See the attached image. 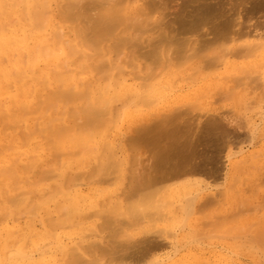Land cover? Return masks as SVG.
I'll use <instances>...</instances> for the list:
<instances>
[{
  "label": "rangeland",
  "instance_id": "1",
  "mask_svg": "<svg viewBox=\"0 0 264 264\" xmlns=\"http://www.w3.org/2000/svg\"><path fill=\"white\" fill-rule=\"evenodd\" d=\"M17 1L18 0H0V2H1L0 3V26L4 25L3 28L0 27V28H2L0 30V44H2V46H0V67L6 68L7 71L11 67L12 69H10V70H12V73H11V71L10 72L8 71V75L11 76V74L14 73L13 69H15V71H19L18 67H22L20 64H18V62L23 61V65L26 66V64L28 65L29 63L31 64V62H34L32 59H33V56L35 57V55H36V59H35L36 64H34L35 62L33 63V66H35V67H33V66L31 67V65L28 66L29 69L31 67V72H28V70L25 71V75H27L28 77L22 78V76L21 77L19 76L21 78V80H18V77H17L18 75L15 74L16 72L12 75L14 77V79L17 77V80L15 79L16 83H18L17 85L14 84L15 82H11V80H10V83H11L10 84L7 80L5 81L3 79L2 75H0V77H2V78H0V99H2V102H0L1 103L0 108L1 107L3 108L0 110H3V112H5L6 115H7V113L9 114L7 116L4 114L6 116V118H3L4 116H2L0 118V153L3 152L1 150H3L5 147H8L7 144L10 141L11 142L9 145L12 146V148L15 146L13 148L14 151L13 150L9 151L10 148L9 149L5 148L7 150L6 154L2 153V155L0 156V169H2V170L4 169L5 166L10 167L9 165H12L11 162L14 163L15 160L19 161V163H25V164L27 163L26 165L29 166L31 159L29 157L27 158V156H25V153L29 149H31V148L35 149L36 148L35 152L33 153V154H36L38 151H40L41 148H45V145L49 146V143L51 141V140L49 141V139H53L52 141L54 142V140H55V142H56L57 140L54 138H56V137L59 138L58 133L53 134L52 130H51V131H49L51 134L48 133L51 136L49 135L48 139L45 138V139L41 140V138L35 137V136H37L36 135V133L38 131V129H37V131L34 134L35 136L32 135V137H31V134H30V137H31L30 140H27V141L25 140L26 142H23L24 144L22 145L21 139H22V141L24 140L23 139L24 134H23L21 128H23V130L25 131L24 133H27L29 126L36 124L37 127L38 126L42 127L41 125H44V122L45 123L46 122L51 123V121H52L51 119L53 117L54 112H55L54 116L56 118L58 116H60L58 118L59 119L61 118V121L59 120L61 123H59V121H57V119L54 118L53 119V121H54L53 125H52V123L51 124L48 123V124H50L48 126L46 123L45 127H48V128L51 127L50 129H52L53 126H55L54 128H56V127L58 128L59 124L61 126V124H65V123L68 124L69 122H70V125H72L74 123V119H72L71 116H69L70 114L68 113V110L73 106H75L73 108H76L77 107L76 105L79 106L82 104V101L76 103V105H75V102L71 101V102H73L71 104V102L69 101V104L66 105L67 107L66 106L63 107V109H64L63 110L61 108L62 103H60V104L57 103V105L55 106L57 108H55L56 110H54V112L51 110L52 108L50 105L51 109L49 111H46V113L49 115L46 114L44 117L42 116L45 113L44 112L45 110L43 111V109H45L47 106L44 105L45 102L43 103L41 101L42 100V96H41L42 94L39 95L37 93L38 90H41L40 84H42V82L38 85L36 84L39 81V79L37 81L33 79L34 70H36L37 67L42 68L41 67L42 61L46 55L49 57V59H48L46 56L47 62H50V61L56 59L57 58L56 53L59 52L58 51L59 48H61L63 46L65 41H67V40L70 41L72 39L71 37H69L70 36L69 35L70 34L69 23L64 22L63 19H65V16L61 15L60 13H59L60 15L58 16L57 11L53 15L51 20L49 21V24H47L45 27L43 24H41V22H42L41 21L40 22V28H39L37 26L39 24L38 20L34 22V23H37V25L33 23V20L27 21V23L24 22V20H23V22L22 21L20 22V19H18L17 16L19 14L20 15L26 14V11L20 10L19 6H18V8L15 7L14 3H16ZM144 1H146V3H147V0H139V1L135 0L134 3H132L133 4L132 10L129 12L130 15L129 14L128 15L131 17V14L134 13L133 10L136 11V9L137 10L139 9L141 11V9L139 7H142V10H144V11L140 12V13H143L144 15L142 14V16H141L140 13H137V14L135 13V15H133L136 18L137 17L139 18L141 16L140 19H137V21L134 18L136 24H137V22L139 24V20H143L144 18H145V20L147 18L146 21L150 20L149 22L151 25L149 24V22H143L145 20L142 21L143 23H148L150 25V29H149V31H147L146 34H144L142 41L143 40L147 41L148 38H145V37L150 38V36H151V38H152L155 35H157L155 37L160 38L162 40V43L160 46L165 51L166 50L167 51L168 50H174L177 48H179V49H186L187 48L189 50L187 52H185V54H188L189 51L191 53L192 46H193V48L195 50L198 48L197 51L199 52V54L201 53L200 50H203L205 48L203 50L204 55H206L208 53V56H210L216 48L221 47L223 45L222 44L223 40L227 41L229 38V35L231 36L234 33L239 34V35L245 31H246V34L250 33L249 36L251 38L250 39L248 38L249 42H248V44H246L247 46H249L251 43H257L256 41L260 37L262 40L264 38V0H177V2H176V0H156L154 2V4L151 6H147V5L144 6L143 4H141V2L144 3ZM138 2H140V3H138ZM243 3H245V5ZM11 4L14 5L15 9L8 11ZM11 7H12V5H11ZM150 7H151V9H150ZM4 9H6V10L4 11ZM2 11H4V13H2ZM136 12H138V11H136ZM96 13L92 12L90 14L92 15V17H94L93 14L98 15ZM66 15H68V14H66ZM237 15H238V17H236ZM73 17L74 16H71V17L66 18V19L71 20ZM234 17H235V19H234ZM14 18L16 19L15 22H17L18 24L17 23L14 24L13 22H11L13 24L10 26L11 23L9 22V20L13 21ZM24 19H26V18L24 17ZM134 19H133V21H132V19H130L132 21V23H134ZM236 19H238L239 21ZM247 20H248V22H247ZM8 22H9V27L8 26L6 27ZM142 22H141V24H142ZM154 22H155V24L157 23V25H155ZM128 24H130V23H128ZM148 24H146V25H148ZM34 25L38 27L39 31L37 29L35 31L36 27ZM41 25H43V26H41ZM54 25H57V26H54ZM64 26H66V27H64ZM56 27H58L64 33L62 35V40H60L59 43H56L54 41L52 43L51 42L52 37H53L52 35H53L54 31H57ZM60 27L64 28V30ZM203 27L205 30L202 29ZM4 28H5V30H7V31L10 30V31L9 32L6 31L7 32L6 33L3 30ZM32 28L34 29V31L32 30ZM42 28H43V30H42ZM202 30H204V31H202ZM236 30H237V32H236ZM29 31H32V34ZM120 31H123L121 33L122 37L123 36L126 37L128 35H131L134 32V30L129 31V28L128 29L120 28L116 33H120ZM257 31H259L261 34L258 35L259 32H257ZM125 32H126V35H124ZM148 32H150V33H148ZM254 32H255V34H252ZM15 33H17V34H15ZM28 33H30L31 35H29ZM192 36L194 38H192ZM208 36H210V37H208ZM13 37H15V38L12 39ZM86 38H90V36L87 35ZM151 38H150V40H151ZM255 38H257V39H255ZM186 39H187V43H186ZM261 39L260 40L258 39V41L260 42ZM219 40H221L222 42ZM142 41H141V43H142ZM194 41H196V42H194ZM216 41H217V44H216ZM11 42H13L12 45H11ZM149 42H151V41H149ZM45 43L47 44L48 50H47V48L45 49L47 51H43L45 47H42V46ZM145 43H147V42H145ZM238 43H235V45L238 44L236 46H239L240 42H238ZM52 44H54V45H52ZM241 44L245 45V41L244 42L242 41ZM36 45L38 46V48L36 47ZM55 45H57V46H55ZM169 46H170V48H169ZM232 46H234V45H232ZM207 47H208V49L210 47V49L208 50L207 53H205V50L207 51ZM61 49L63 50V54H61V56L58 59L60 61L62 59L66 60L64 71L67 70V72H68L72 69H75L73 67L74 61H70L66 58V56H67L66 54H68V52H67L68 49L67 48L65 49L64 47ZM35 50H37V52ZM45 52H48V54H46ZM49 52H50V54H49ZM124 52H126V51H124ZM23 54H25V55H23ZM43 54H45V55L42 58L41 56H43ZM52 54H54V56H52ZM13 55H15V56H13ZM124 55L125 54H122L120 56L121 59L124 58ZM204 55H202V56H204ZM260 55H261V57L258 56L256 59L252 58V60H256V62H260V61L264 62V59H263L264 54L262 53ZM22 56H24V58ZM51 56H52V58H51ZM208 56H206L204 58H207ZM53 57H56V58H53ZM1 58H2V60H1ZM194 58H195L194 60L185 64L184 66H181V68H178L176 70L174 76L173 77L171 76L172 81L168 80L170 78V77H168L169 75L168 76H164L162 74H161L162 76L160 75L159 79L161 78L162 80L160 79L161 82L159 81L158 82L159 84L166 85V83H171L170 85L169 84L166 85V90L170 86L173 88V85H174V87H175V90L172 89L170 91V93H169L170 95L168 96L169 98L167 97L168 100H165L164 101L165 103L159 101V103L157 105L158 109L155 107L154 109L152 108V109L148 110L147 108H142L141 104L133 106V108H130L129 111L125 109L126 111H124V113H123L124 115L122 114L123 121L120 122V124H119L120 129L117 128L118 130L116 131V133L118 134L120 139H122L120 141V145L124 149L126 144H125V140H123V138L125 139L126 136L127 137L131 136V132L129 130L132 127H136L137 125L139 126L138 123L146 121V120H144V118L145 119H147V118L151 119L152 116L149 115L150 112L152 113V115L154 114L153 112H155V111L156 112L158 111L159 114H162L163 112H166L163 114H167L169 112L175 111L176 110L175 107L183 109L182 105L187 104V102H188V104H190L189 102H191L194 99V97H195V99L192 102H195L196 100L202 102L204 109L201 108V110H199V112H196V111L191 112L189 115L186 114L185 116L176 118L170 122H167L164 125H160V124L157 126L153 125L149 131L143 133L141 136H136L135 139L130 141V144H129L130 146L128 147V151H129L128 153L129 154L132 153L131 155L136 156V157H137L136 154L139 155L137 158L140 159V161L142 163L141 165H143V170H145L143 172V176H144L143 179L144 180L149 179L150 181H154L156 186H158V187L161 186L163 188V191L159 196V198L161 197V201L159 199L160 203L159 202L157 203V204H159L158 208H160V204L162 206H161V209H159L160 211L156 210V213H157L156 216L160 214L159 217H157L155 219V217H154L155 215H153V218H152V215H151V217L148 216V218L144 220L145 222L143 221V223L141 224L142 226L138 225L139 227L136 228L135 230H133L129 227L127 229L126 228L127 225L124 228V226H122V225H124L123 223H122V225L117 224L119 226L118 231L121 230L120 231L121 233L118 231L116 232L117 235H119V233L122 234L123 232H125L124 230H126V229H127L126 232L128 231L127 235H130L132 233L131 234L132 236L130 235L128 238L126 236V233L125 234L123 233L124 237H126L127 239L123 237V239H122L123 241L121 243L115 242L116 239L112 238L111 237L112 235L110 236L111 232H109V235H107V237H106V233H107L106 231H105L106 233L105 232L101 233L100 236H98L99 234L95 235L97 233H94V235H93V232H94L93 228L97 226L95 224H97L99 222L101 224L102 220H100V217L95 214L96 211L94 212V214L93 213L91 214L89 211L92 212L94 210H98L99 207L94 206L95 202L96 201H99V202L103 201L105 198H108L107 196H109L110 193H111V195L109 197H111V200H110L111 203L109 200H108L109 202L107 201L106 203H110L109 206H111V204L113 205V202L115 201V199L112 200L113 197L115 198V196H113V195L116 194V196H118L117 194H120L119 191L121 190V186H120V183H116V184L112 183V185L110 186V183L112 181L110 183L105 182L108 184L100 183V185H99V183L97 184V183L93 182L94 180L97 181L96 178H93L94 180L92 179V183L90 182L91 180H89V182H90L89 184H88V182H87V184H86V182H82V184H85V185L81 184L82 185L81 189L83 190L82 194H84V195L88 194L91 197H96V200L93 203H91L90 206L87 205L86 207H84V212H83V216L85 218L84 227L86 226L87 229H85L83 233L78 232L74 236V240L69 239L67 237H62V242H64V245H66V246L68 245V247H71L72 245L73 246L76 245L75 243L78 242V239L80 240L78 242L79 244L80 243L81 244L82 243H85V244L96 243V241H97L101 245L100 246L98 243H96L101 248L100 249L101 251H99V253H95L93 255L92 254L88 255V257L86 259H89V258H91V259H89L87 261L94 260L92 258L96 257V258H98V261L101 264H106V263H108V264H116V263L117 264H122V263L123 264H126V263H128V264H141L145 261L144 259H146L147 257H149V255L154 253L150 249V246L152 244H157V243L159 244V243L164 242L163 244L166 243L167 247L162 246V249L156 250V253H155L159 259H162L164 261L163 264H199V263L200 264H202V263L203 264H226V262H227V264H264V240H263L264 239V234H263L264 232L263 233L261 232L262 229L264 230V196H263L264 195V88H262V89L261 88L260 89L255 88L256 90L251 91L250 88L242 86L241 88H244V89H241L237 85V88H235V91H236L235 96H236L237 100L234 99L235 96L233 98L222 97L221 93H219L218 91L223 92V90H227V89L229 90V88H230L229 85L232 87L234 85L233 84L234 82H231L233 85L230 84V82H229V81H232L231 80L232 78L230 77L232 75H229V74L234 73V71H232V70L230 72V69H232V67L225 66L223 68H219V70L214 71V74H213L214 76L211 74V76L208 77L207 75H209V74H207L206 76H204V78L202 77L203 80H201L202 78H200V76H203V75H205V73H209V72H206L205 69H204L205 72L202 71V69H201V71H198L199 70L198 67L200 66V64L197 65V63H200L202 61L199 62V59L195 56H194ZM3 59H5L6 63L3 61ZM235 59L234 58L230 59L232 61V64H234L233 67H236L235 64L238 67L242 65L241 69H243V66L245 67L246 64H249V63H251L250 61H252L250 58H245V59L242 58V59H238V60H237V58H235ZM128 60L130 61V59H128ZM203 60H205V59H203ZM2 61L5 63V65H3L4 63ZM67 61H70V62H67ZM129 61H128V63H129ZM180 62H182V60H178V62L176 61L177 64H179ZM195 62H196V66L192 65ZM235 62H237L239 65ZM189 65H191V67ZM196 68L198 69L197 71H198L199 75H198V73H194L196 71ZM221 69H222V71H221ZM225 69H226V71H225ZM24 70H26V69H23V71ZM186 70L190 73L192 72L191 74H193V73L197 74L194 76V78L199 77L198 80H201L202 82L196 81V79H194L192 76H189L190 78H192V80L186 76L190 80H187L185 77L184 78V79H186L185 82L181 81L178 83L176 79L179 77L178 78V80H179V79L184 77L183 76L184 74L187 75L188 72L186 73ZM263 70L261 71L260 74L262 76L261 80L264 83V71ZM181 71H182V73H184L182 76H180L182 74ZM78 72H80V71L74 70V72L72 74L75 75ZM136 72H137V70H135V73ZM227 72H229V73H227ZM190 73H189V75H191ZM200 74H203V75H200ZM21 75H23V74H21ZM227 75L229 76V79H228ZM220 76H222V78H224V80L225 79L226 80L224 81L223 79H221ZM45 78L47 79L45 84H49L48 78L47 77H45ZM208 78H209V82H207ZM135 79H137V78H135ZM214 79H216V80H214ZM40 80L44 81L43 78H41ZM89 80L90 79H88V81H86V82L89 83L90 82ZM134 80L129 81V84H131L132 88L136 92L141 93L140 88H137L139 85V82H138L139 80L138 81L137 80L134 81ZM210 80H211L212 84L210 83ZM174 81H176L178 83V85L176 82H175V84H173ZM203 82H205V83H203ZM218 82H220V83L223 82L224 85L226 84V86L224 87L223 83H222L221 84L222 87L220 86L221 89L219 88L220 89L219 90L218 85H220V83H218ZM28 83L31 84L30 86H33L32 90L30 89V92H32L29 94L30 97H26V95H25L23 98H21L22 100L20 99L21 101L18 100L19 91H21L20 92L21 94H24V92L22 90L23 85L28 84ZM103 83H104V81H103ZM136 83H137V85H136ZM5 84H6V86H5ZM206 84H207V86H205ZM7 85L8 86L10 85L9 86L10 89H9V87L6 88ZM101 85H102V80L98 84L99 88L101 87ZM176 85H177V87H176ZM187 86H189V87H187ZM232 87H231V89H232ZM5 89H7V90H5ZM73 89L77 90L76 88H73ZM239 89H241L240 92H239ZM10 90H12V91H10ZM194 90H195V92H194ZM197 90H200V91H197ZM216 91L218 94H215ZM198 92H199V94H198ZM177 94L178 95L181 94V95H179L180 97ZM38 95L40 96L39 100L41 103H43V105L41 103H39L40 104L39 107L42 105L40 107V110L36 114H34V112H33V116H32V114H30V113L32 112V110L33 111L36 110V108H34V107H36L35 103H37L36 101H38L37 100ZM171 95L172 96L174 95L173 97L174 98L177 97V99L176 98L174 99ZM162 96L160 98H162ZM182 96H184V97H182ZM199 96H201V97H199ZM217 97H219V98H217ZM220 97H222V98L220 99ZM242 97H244V98H242ZM4 98H6V100L3 101ZM160 98H159V100H162ZM27 99H30V100L28 101ZM214 99H215V101L216 100L217 101L215 102ZM218 99H220V100L218 101ZM18 101L21 102V105L23 103L24 104L27 103V106H25V108L27 107V109H26L27 111L23 108L24 107V104H23L22 108L24 109V111H22V108H20L19 112L20 111L21 112L20 113L16 112V113H14L15 116H13L14 114L12 115L10 112H13L14 108H15V110H18V108L20 106L18 104L17 105L18 107L17 106L15 107V106H11V104L14 102L18 103ZM176 101H178V102H176ZM118 103H119V101L117 102V104ZM46 105H48V104H46ZM11 107H13V108H11ZM10 108H11V110H10ZM30 108H31V112L29 113L28 111L30 110ZM135 108H136V110H135ZM46 110H47V108H46ZM61 110H63V111H61ZM141 110L143 112L145 111V114L147 115L146 117H145V115H142V116L140 115L141 118L138 116L142 121H140V120L133 121L134 123L133 122H131V123L127 122V119L125 117L128 115L129 112L133 115L134 113L135 114L139 113ZM25 111H26V114L28 112V116L26 115L25 116L26 118H24L23 122H22V121H20V120H22L21 119L22 118L21 113L23 115V112H25ZM228 111H231L232 114L236 113L239 116H243L244 119H246L245 127L242 126L244 128H242V129H241V127L239 128V124H238L239 122L237 123L235 121L237 118L235 116H237V115L232 116V114L230 113L232 116V122H233V118L235 121L231 125V122H228V121H231L229 119L231 116H230ZM52 112H53V114H52ZM61 112H63V113L65 112L63 114L65 117L63 115H60ZM146 112L147 113L149 112V113L147 114ZM0 113H2V112H0ZM40 113H42V115ZM18 114L20 116H18ZM191 114H193V115H191ZM206 114H207V116H206ZM0 116H1V114H0ZM10 116H13L14 118L17 116L16 117L17 120L21 117L20 120H18V121H20V122H18V125H19L18 127L20 128L22 125L23 126L20 128L21 129L20 130L16 125L17 128L15 129V131H13L14 133H11V131H12L11 129H10L11 130L10 131V130L5 128L6 130H3V131H5V132H3L4 133L3 134L2 133V129H4V128H2L4 125V124H2L3 122L4 123L7 122L8 125L13 126L12 124H10V121L12 122V119H11L12 117H10ZM39 116L41 119L37 118ZM46 116H48L49 118ZM62 117H64V118H62ZM32 118L34 121L30 120ZM5 119H6V121H5ZM35 119H38V120L36 121ZM17 120H16V122H17ZM29 120L32 122L27 123ZM55 120H56V122H55ZM180 120H182V121L179 122ZM196 120H197V122H196ZM223 121H225V122H223ZM13 122H14V120H13ZM71 122H72V124H71ZM30 123H31V125H30ZM128 123L130 124L129 126H128ZM236 123H237L238 127H236L237 126ZM28 124H29V126H28ZM115 124H116V122H115ZM5 126L7 127L6 124H5ZM14 126H15V124H14ZM36 126H32V127H34L36 129L37 128ZM126 126H128V127H126ZM45 127L43 126V128H45ZM8 128H10V127H8ZM25 128H27V130H25ZM238 128H239V130H238ZM35 129L30 128V130L33 133H34ZM218 129H220V130H218ZM30 130H29V132H31ZM19 131H20V133H19ZM246 133L248 134V137H247ZM9 134H10V136H9ZM55 134H57L58 136ZM4 136L6 137V139L4 138ZM52 136L54 138H51ZM122 136H123V138H121ZM72 137H74V136H72ZM71 138L69 140H72ZM247 138L248 139L250 138L249 141L247 140ZM4 139H5V141H4ZM18 139H19V141H18ZM25 139H27V138H25ZM32 139H34V141H32ZM46 140H48V141L46 142ZM69 140H68V142H66L64 144L63 143L60 144L62 146V148L64 146V149H66V147L70 144ZM2 144L6 145V146L3 148ZM38 144H39V146H38ZM73 144H74V142L73 143L71 142L72 146L69 145V147H67V148H68V150L70 149L69 151L75 152V151H77L76 149H77L78 145L73 147L77 143H75L74 145ZM21 147L22 148L24 147L25 149L24 148L22 149ZM123 149H122V151L124 153L125 150H123ZM239 149L242 150L241 151L242 153H237V151H239ZM17 152H18V154H17ZM145 152H147V153H145ZM19 153H23V154H21L22 156H19ZM96 153L97 154H95V152H94L93 155L95 154L97 156V155L101 154L99 151ZM17 157H18V159H17ZM69 158L76 161V158L72 157V155L68 156V160H66V155H65V161H64V157H57V159L54 162H52V166L55 167L53 165V163H55L56 161H59V166L61 164H63L62 161H64V164H65V162L66 163L68 162L69 165L65 166L66 165L65 164L64 166L68 167L67 170L70 171V174L74 173L73 171L76 168L74 170H73V168L76 167L77 164L82 166V168L85 166L84 162H82L81 159L80 160L78 159L79 162H77V163L73 162V164H72V162H71L72 160ZM58 159H60L61 161ZM226 159H228V160H226ZM16 161H15V164L17 163ZM145 161H146V163H145ZM93 163H94V165H97V162H93ZM56 164H57V162H56ZM20 165L22 166V164H20ZM18 166L16 165L17 168L15 167L16 170H14L16 172L17 177L14 176V174H12L11 175L12 177L11 178L9 177L11 179V181L8 180L9 178L7 176V173H5V171L0 172V174L2 172L4 173V175H3V173L0 175V182L3 183L2 184L3 188H6L7 185H11L13 187V185L15 184L14 180H17V179H18V181H20V182H18V184L20 186H23V183L26 182L25 181L26 179L28 181L30 180L31 183L33 181L32 178L35 179L33 182L38 181L37 179H39V177H40V176H38L39 171L36 172V171H34V169H32V170L30 169L29 171L22 173V172H19V170H17ZM21 166H19V168ZM56 166H58V164ZM6 167H5V169H7ZM22 168H23V166H22ZM69 168L70 169L72 168V169L70 170ZM9 171H10V173H9ZM9 171H8V175L10 176L12 170L10 169ZM19 173H21V174H19ZM36 174H37V176H36ZM18 175H19V177H18ZM26 175H27V177H25L26 179L23 180L24 176H26ZM175 178H176V180H175ZM185 180H197L199 182L214 185L215 187H220V188H218V190L220 191V189L222 188L221 189L222 193L219 197L221 200L218 199V201H217L218 204L214 203V204H208V206H206L207 204L204 203L205 201L203 198L197 199L198 204L204 203V205H200L201 208L203 206L204 211L202 212L201 210H199V206H197L195 204L194 205L195 211H194L193 215L190 216L191 218L187 217L188 219L186 220V223L184 225L185 227L183 226L184 227L183 228L181 226V224L179 223L181 221L180 216L179 217L177 216L179 214L182 217V211L178 210L179 207H177V206L179 205V200L176 201V199H174V192L176 191V188L178 187L177 183H180V182L185 181ZM21 181H23V183ZM98 182H99V180H98ZM235 182H236V184H234ZM165 183H166V186H165ZM16 184H17V182H16ZM242 184H243V186H242ZM44 185L45 186L42 185L43 189L44 188L46 189V187H48L46 190H44L46 192H47V190L49 191L52 187V184H50V183H45ZM229 185H230V187H229ZM24 186H25V183H24ZM86 186L88 188H90V186H91L92 190L90 189V192H89L87 190L88 188ZM30 187L32 190L34 189L35 192L37 191V188L35 187V185L32 186V184H31ZM100 188L101 189L106 188L105 189L106 191L104 189L101 190ZM112 189H113V191H112ZM6 190L7 189H5L4 191H6ZM12 191H13V189H12ZM104 191H105V193H104ZM171 192L173 193V195L171 194ZM11 194H12V196H14L13 195L14 191ZM15 194H17L16 191H15ZM165 194L168 196L165 197ZM222 194H224V195H222ZM223 197L225 199H223ZM163 199H165L166 201ZM169 201H173V204H170L172 202H169ZM201 201L203 203H201ZM161 202L164 203L165 205L162 204ZM219 202H220V204H219ZM106 203L101 205L103 208L100 207L99 210L100 209L103 210L105 206H106L105 209L107 207L110 208L108 206V204H106ZM27 204L28 203L22 204L20 206V208H18L17 211H21L22 210L21 208L22 207L25 208ZM168 204H170V206ZM262 205H263V207H260ZM195 206L198 208H196ZM244 206H246L245 210H244ZM27 207H28V205H27ZM176 207H177V209H176ZM2 208L3 207L0 208V219L2 221V225L7 226L9 228V230H11V231L17 230L16 227L18 225L20 226V228L25 229L27 226L30 225L29 223L32 222V224L30 226V230H33V234H42V232L44 233L45 226H43L44 224L42 223L43 219L41 218V216L29 217L28 215H25V217L22 216L24 218L19 217V218H17L18 220H16L14 222V220H12L14 218L13 216H11L12 214L8 213L6 215L7 216L6 217L5 214L8 211L5 212L6 209H2ZM108 208L106 210H108ZM174 209H176L175 210L176 213H174ZM197 209H198L199 213L196 212ZM253 209H255V210H253ZM1 210H2V212H1ZM218 211H219V213H218ZM237 211L239 214L237 213ZM177 212H178V214H177ZM3 213H5V214H3ZM23 213H25V212H22V214ZM217 213L219 214L220 217L217 215ZM251 213H252V215H251ZM88 215H92L91 217H88L89 220L86 218ZM94 215L97 217H95ZM221 215H222V218H221ZM176 216L178 217L177 218L178 220L176 219ZM27 217H29V218H27ZM169 217L172 218L173 220L170 219L168 221ZM241 217L243 219H241ZM54 218L55 217H53V219ZM223 218H224V221H222ZM235 218H237V219H235ZM30 219L32 221H30ZM181 219L183 220V217ZM149 220H150V222H149ZM174 220H177L176 221L177 223ZM203 221H204V225H201L203 223ZM38 222H39V224L41 223L40 226H42V227L39 226ZM220 222H222V223H220ZM256 223H257V225H255ZM153 224H154V227H153ZM188 224H189V226H188ZM215 224L216 225L220 224L219 227L217 226L218 228H220V229L217 228L218 231L213 229L214 228L213 225H215ZM216 225H215V227H216ZM250 225H251V227H250ZM121 226L124 229L123 231H122V228H120ZM254 227H256L257 230L259 231V232L256 231V234L257 233L263 234L261 236V238H260V234H258V235L254 234L255 233ZM90 228L92 229V232L90 231ZM119 228H120V230H119ZM170 228H172L171 231H170ZM160 229L162 230V233H159V232H161ZM209 229L213 230V231H210ZM226 229H227V231H226ZM241 229H242V231H241ZM253 229H254V231H252ZM260 229H261V231H260ZM165 230H168L167 231L168 233L165 232ZM174 231H175V233H174ZM236 231H237V233H236ZM23 232L29 234L28 233L29 232L28 227L25 230H23L22 233ZM90 232H91V234L88 235V233H90ZM157 232L159 233V235ZM229 232H232V234ZM25 233H23V234H25ZM112 233H114V232L112 231ZM165 233H167V234H165ZM173 233H174L173 236H175V234H176V238L172 236ZM85 234H87L90 239H86L85 237L87 235H85ZM235 234H237V235H235ZM81 235L82 236L84 235L85 237L83 238V237H81ZM155 237H156V240H155ZM81 238L83 239V241L81 240ZM102 238H104V240ZM154 240H155V242H154ZM157 240H158V242H157ZM159 240H160V242H159ZM245 242H247V245ZM172 245H174V246H172ZM103 246H105V247H103ZM57 253H56V258H58V259L55 258L54 264H62V258L61 257L59 258V256H61V254H60V252H57ZM33 256H34L33 257L34 261L38 260V256L36 254ZM167 257L170 259H168ZM96 258H95V260H96ZM165 258H167L168 261L164 260Z\"/></svg>",
  "mask_w": 264,
  "mask_h": 264
},
{
  "label": "bare ground",
  "instance_id": "2",
  "mask_svg": "<svg viewBox=\"0 0 264 264\" xmlns=\"http://www.w3.org/2000/svg\"><path fill=\"white\" fill-rule=\"evenodd\" d=\"M134 1L135 0H18L16 3L13 2L15 7L18 8V6H19L20 10L26 11V14H21V15L19 14L17 16V18L20 19V22L21 21L23 22V20H24V22L27 23V21L33 20V23H34L35 21L38 20L39 24L38 25H37V23H34V24H36L40 28V22L42 21L43 23L41 22V24H43L45 27L47 24H49V21L51 20V18L53 17V15L57 11L58 12L57 15L59 16L61 14V15L65 16V19H63L64 22L69 23V32H70L69 37H71L72 39L70 41L64 40L65 43L64 42H63L64 44L62 43L63 46L61 48L64 47L65 49L66 48L68 49L67 50L68 54H66L67 55L66 58L70 61H74L73 67L75 69L70 70L71 72L70 71L67 72V70L64 71L66 60L62 59L60 61L58 59L61 56V54H63V50L61 48H59V50L57 49L59 51L58 53H56L57 58L53 57L56 59H54L50 62L46 61L47 58L49 59V57L47 55H46L47 58H46V56L44 57L45 54H43V56H41L42 58L43 57L45 58V59L43 58V61H42V65H41L42 68L37 67L36 70H34L33 79L36 81L39 79V81H38L39 83L38 82L36 83L37 85L42 82V84H40L41 90H38L37 93L39 95L42 94L41 95L42 96L41 101L43 103L45 102L48 105H46L44 103V105L47 106L46 107L47 110H46V108L43 109V111L45 110L44 111L45 113L43 115H42V113H40V114L44 117L47 114L46 111H49L51 108H52L51 110L54 112V110H56L55 108H57V107H55L57 105V103H59V104L62 103V106H61L62 109H63V107H65L66 105L69 104V101L75 102V105H76V103L82 101V104L79 106L76 105L77 109L73 108V107H75V106H73L68 110V113L70 114V115L69 114L68 115L71 116L72 119H74V123L72 124V122H71L72 125H70V122H69L68 124L67 123L61 124V126L59 124L58 128L57 127L54 128L55 126H53L54 129L53 128L50 129L51 127H49V128L45 127L46 123L48 126L51 123H52V125L54 123L53 119L56 117L54 116L55 112H54V114L52 112L53 117L51 119L52 120L51 123L50 122H46V123L44 122V125H41L42 127H39V126L37 127L36 124L32 125V126H36L37 127L36 129L32 126H29V124H28L29 129H28V132L26 131L27 133H24L25 131L23 130V128H21L23 125L20 127L22 129L23 134H24V136H23L24 140L22 141V139H21L22 145L24 144L23 142L30 140V138L32 137V135L35 134L37 129H38V131H37L38 134L36 133L37 136H35V135L34 136L41 138V140L45 139V138L48 139L49 135L51 134L49 131H51V130H52L53 134L58 133L59 138L58 137L54 138L53 137L54 135L52 134L53 136L51 138H54L57 141L55 142V140H54V142H53L52 141L53 139H49V141L50 140L52 141V142L50 141L49 146L45 145V148H41L40 151H38L36 154H33L35 152L36 148L35 149H32V148L29 149L25 153V156H27V158L29 157L31 159L29 166L26 165L27 163L26 164L25 163H19V161L15 160L17 162L16 164L14 161V163L11 162L12 165H9L10 167L5 166L7 169H5V167L3 170L0 169V172L5 171V173H7L8 178L9 177L11 178L12 174H14V176H16V172L14 170H16V168H17L16 165L21 166L20 164H22L23 168H22V166L20 168L18 166L17 170H19V172L25 173V172L29 171L30 169L31 170L34 169V171H36V172L39 171L38 176H40V177H39V179H37L38 177L36 178L38 180L36 182H33L35 179L32 178L33 181L31 183L30 180L28 181L25 178V177H27V175L24 176L23 180L26 179L25 180L26 182H24L25 186H24L23 181H21L23 183V186H20L18 184V182H20V181H18V179L17 180L13 179L15 181L14 182L15 184L14 183H13L14 185L12 184L13 187L11 185H7L6 188H3L2 187L3 183L0 182V208L3 207L2 209H6L5 212L8 211V212H6V214L3 213V214H5V216L8 213L12 214L11 216L14 217L12 219V220H14V222L16 220H18L17 218H19V217L24 218L25 215H28L29 217L41 216V218L43 219V222H42L44 224L43 226H45L44 233L42 232V234H33V230H30V226L32 224V222H31V223H29L30 225L27 226L29 234H27L25 232H23V233H25V234H23L22 231L25 230L27 227L24 229V228H20V226L18 225L16 227L17 230L11 231V230H9V228L7 226L2 225V221L0 219V264H54L57 252H60V254H61V256H59V258L60 257L62 258V264H101V263H99L98 258H96V257L92 258L94 260H91V261H87L91 258L86 259L88 257V255H91V254L93 255V254L99 253V251H101L100 250L101 248L98 246L99 243L97 241H96V243H98V244H96V243H87V244L82 243L81 244L80 243L81 244L80 245L78 243L80 240L78 239V242L75 243L76 245L75 246L72 245L71 247H68V245L67 246L64 245V242H62V237H67L69 239L74 240V236L78 232L83 233L84 230L87 229L86 226L84 227V222H85V218L83 216L84 207H86L87 205L90 206V204L96 200V197H91L88 194L87 195L82 194L83 190L81 188H82V185H85V184H82V182H86V184H87V182H88V184L90 182L92 183L93 178L97 179V181L93 179L94 180L93 182L97 183V184L99 183V185H100V183H105V182L110 183L112 181L110 183V186L112 185V183L113 184L120 183V186H121V190L119 191L120 194H117L118 196H116V194L113 195V196H115V198L114 197L112 198V200L115 199V201L113 202V205L111 204V206H109L111 203V201H110L111 197H109L111 195V193L109 196H107L108 198H105L103 201H100V202L96 201L95 202L94 206H96V207L98 206L100 208V207H102L101 205L105 204L109 200L110 203H106L110 207V208L107 207L108 210H106L107 208L105 209L106 206L104 205L105 210L104 209L99 210V208H98V210H94L92 212L89 211L91 214L92 213L94 214V212L96 211L95 214L100 217V220H102L101 224H100V222L95 224L97 226L93 228L94 229L93 235H94V233H97L95 235L99 234L98 236H100L101 233L106 231L108 233L107 234L105 232L106 237H107V235H109V232H111L110 236L112 235L111 237L116 239L115 242L121 243L123 241L122 239H123L125 233H126L127 238L132 234L131 233L130 235H127L128 231L126 232V230L128 229V227L135 230L136 228L139 227L138 225H141L143 223V221L148 218V216L151 217V215H152V218H153V215H155L154 216L155 219L157 217H159L160 214L156 216V214H157L156 210L160 211L159 209H161V206H162L160 204V208H158L159 204H157V203L158 202L160 203V201H161V197L159 198V196L162 193L163 188L160 185H159L160 187L156 186L154 181H150L149 179H146V180L143 179V177H144L143 172L145 170H143V165H141L142 163H141L140 159L137 158L139 155L135 153L137 155V157H136V156L131 155L132 153L131 154L128 153L129 152L128 147L130 146L129 145L130 141L135 139L136 136H141L143 133L149 131L153 125H156V126L159 124L164 125L167 122H170L176 118L185 116L186 114L189 115L191 112H194V111L199 112V110H201V108L204 109V106L202 105V102H200L198 100H196L195 102H192L195 99V97H194V99L191 102H189L190 104H188V102H187V104H184V105L181 104L183 106V109L175 107V109H176L175 111L169 112L167 114H163L166 112L159 114L158 111L157 112L155 111V112H153L154 114L152 115V113L150 112L149 115L152 116L151 119H148V118L145 119L144 118V120H146V121L138 123L139 126L137 125L136 127H132L129 130L131 132V136H129V137L126 136L125 139L123 138V136L121 137V138H123V140H125L126 145H125L124 149L120 145V141L122 139H120V137L118 136L116 131L118 130L117 128H119L120 122L123 121L122 114L124 113V111H126V110L129 111L130 108H133V106H136L139 104L142 105V108H147L148 110L152 109V108L154 109L155 107L157 108L159 101L164 102L165 100H168L167 97L170 95L169 94L170 91L172 89L175 90V87L173 85V88L170 86L166 90V85L167 84L170 85L171 83H166V85L159 84L158 82L161 79V78L159 79L161 74L164 76L169 75L168 77H170V78L168 80H171V78L174 76L176 70L178 68H181V66H184L185 64L194 60L195 59L194 56H195L199 59V62L200 61H202V62L197 63V65L200 64L199 67L197 66L199 70L196 68V71L195 72L193 71V72L198 73V71H201V69H202V71H204V69H205L206 72H209V73H205V75L200 74V75H203V76H200V78H202V77L204 78V76H206L207 74H209V75H207L208 77L211 76V74L213 75L214 71L219 70V68H223L225 66L232 67V69H230V72L232 70V71H234L235 74L230 73L229 75H232V76H230L232 78V79L230 78L232 81H229V80L228 81L230 82V84H232L231 82H234L233 83L234 85L232 84L233 87L229 85V87H230L229 90L228 89L223 90V92H220L217 90L219 93H221L222 97L233 98L235 96V93H236L235 88H237V85L240 88L242 86L250 88L251 91L256 90V89H260V88L261 89L264 88L263 87L264 83L261 80L262 76L260 74L261 71L264 69V62H262V61L256 62V60H252V58L256 59L258 56L261 57L260 54H262V53L264 54V38H263V40L261 39V37L258 38L259 40L261 39L262 42L261 41L259 42L258 39L255 38V39H257V41H256L257 43H251L253 41L252 40L250 42L252 45L249 43L250 45L247 46L246 44H248V42H249L248 38L249 39L251 38L249 36L250 33L246 34V31L241 33L240 35L234 33L231 36L229 35V38L227 37L228 38L227 41L223 40V42L225 44L221 40H219L222 42L223 45L221 47L216 48L210 56H208V53H207L208 50L210 49V47H209V49L207 47V51L205 50V53H207L206 55H204V53H203L204 52L203 50L205 48L203 50H200L201 53L199 54V52L197 51L198 48L195 50L193 48V46H192L191 53L189 51L188 54H185V52H187L189 50L187 48L186 49L177 48L174 50H168V51L166 50L165 51L160 46L162 43V40L160 38L155 37L157 35H155L152 38L150 36L151 40L149 37H145V38H148L147 41L146 40L142 41L144 34H146L147 31H149L151 24L149 22L150 20L146 21L147 18H146V20H145V18L143 19L145 21L139 20V24H138V22L136 24L135 19L137 21V19H140V17L143 14V13H140V12L144 11V10H142V7H139L141 9V11L139 9L138 10L136 9V11H138V12L133 10L134 13L131 14V17L129 16L130 15L129 12L132 10V5H133L132 3H134ZM155 1L156 0H147V3H146V1H144L145 4L143 2H141V4H143L144 6L145 5L151 6L154 4ZM176 2H177V0H176ZM138 3H140V2H138ZM243 4L245 5V3H243ZM11 5H12V7H11ZM11 5H10V8L8 11L15 9L14 5L13 4H11ZM150 9H151V7H150ZM5 10L6 9H4V11ZM4 11H2V13H4ZM92 12H94V13L97 12L96 14H98V15L93 14L94 17H92V15L90 14ZM135 13L136 14L140 13L141 16L139 18L138 17L136 18L135 16H133V15H135ZM66 14H68L69 16ZM71 16H74L71 20L66 19V18H69ZM24 17L26 19H24ZM236 17H238V15ZM129 18L132 19V21L135 18L134 23H132V21ZM234 19H235V17H234ZM238 19H236V20H238ZM15 20L16 19L14 18L13 21L9 20V22L10 23L13 22L14 24H16L17 22H15ZM142 21L143 22H149L150 25L148 23H143ZM9 22L7 23L6 27L7 26L9 27ZM141 22H142V24H141ZM247 22H248V20H247ZM13 23H11L10 26ZM128 23H130V24H128ZM146 24H148V25H146ZM154 24H155V22H154ZM43 25H41V26H43ZM155 25H157V23ZM37 26H35L36 28L34 27L35 31H36V29L38 30ZM54 26H57V25H54ZM0 27L3 28L4 25L3 26L1 25ZM64 27H66V26H64ZM2 28H0V30ZM43 28H42V30H43ZM60 28H62V27H60ZM120 28H126V29L129 28V31L134 30V32L131 35L127 34L128 36L122 37L121 33L123 31H120V33H116ZM62 29L64 30V28H62ZM202 29H204V27ZM3 30L5 32L7 31V30H5V28ZM32 30L34 31L33 28H32ZM56 30L58 32L54 31V33L52 35L53 37L51 40L52 43H53V41L56 43H59V41L62 40V35L64 32L62 30H60L58 27H56ZM204 30H202V31H204ZM9 31H7V32H9ZM29 32L32 34V31H29ZM236 32H237V30H236ZM257 32H259V31H257ZM30 33H28V34L31 35ZM148 33H150V32H148ZM15 34H17V33H15ZM252 34H255V32ZM259 34H261V33L259 32L258 35ZM87 35L90 36V38H86ZM124 35H126V32ZM208 37H210V36H208ZM14 38L15 37H13L12 39H14ZM192 38H194V37L192 36ZM187 39H186V43H187ZM148 40L151 42H149ZM141 41L143 44L141 43ZM242 41L243 42L245 41V45L241 44ZM145 42H147L148 44ZM194 42H196V41H194ZM238 42H240V45L236 46L239 44ZM12 43L13 42H11V45H12ZM235 43H238V44L235 45ZM45 44L42 46V47H45L43 51L48 50L47 44L46 45ZM144 44L145 45L147 44V45L145 46ZM216 44H217V41H216ZM52 45H54V44H52ZM232 45H234V46H232ZM0 46H2V44H0ZM55 46H57V45H55ZM36 47L38 48L37 45H36ZM46 48H47V50H45ZM169 48H170V46H169ZM35 51L37 52V50H35ZM124 51H126L128 54ZM45 53L48 54V52H45ZM49 54H50V52H49ZM122 54H125L123 59H121V57H120ZM23 55H25V54H23ZM202 55H204V56H202ZM13 56H15V55H13ZM52 56H54V54H52ZM52 56H51V58H52ZM206 56H208V57L204 58ZM22 57L24 58V56H22ZM202 58L205 60H203ZM231 58L232 59L237 58V60L242 59V58H244V59L250 58L252 61H250L251 63L246 64L245 67L243 66V69H241L242 65L238 67L235 64L236 67H233L234 64H232V61L230 60ZM35 59H36V55H35V57L33 56V59H32L35 63L31 62V64L30 63L28 65L26 64V66L23 65V61L18 62V64H20L23 67V68L18 67L19 71H15V69H13V72L14 73L16 72L15 74L18 75V76L16 75L18 77V80H21V78H20L21 76H22V78L28 77L27 75H25V71L28 70V72H31V67L33 66V63L36 64ZM128 59H130V61ZM263 59H264V57H263ZM1 60H2V58H1ZM127 60L129 61V63ZM178 60H182V62L177 64L176 61L178 62ZM3 61L5 62V59H3ZM70 61H67V62H70ZM5 63L3 65H5ZM235 63H237V62H235ZM29 65H31L30 69L28 68ZM192 65L196 66V62L193 63ZM189 66L191 67V65H189ZM33 67H35V66H33ZM10 69H12V68L10 67L8 71L9 72L11 71V73H12V70H10ZM23 69H26V70L23 71ZM74 70H76V71L79 70L80 72L73 75L72 73L74 72ZM135 70H137L136 73H135ZM187 70H186V73L188 72ZM8 71L6 68L0 67V73H1L0 75H2L3 79L5 81L7 80L9 83L11 80V82H15L14 84L17 85L18 84V83H16L17 77L15 76L16 77L15 78L16 80H15L14 77L12 76L14 73L11 74V76H10V75H8ZM221 71H222V69H221ZM225 71H226V69H225ZM181 73H182V71H181ZM189 73L190 72H188L187 75L182 73L180 76H182L184 74L183 75L184 77L179 79L180 81L178 80V78H179L178 77L176 79L177 82L178 83L181 81L185 82L186 79L192 80V78H190L189 76H192L194 78V76L197 75L194 73L191 74L192 72L190 73L191 75H189ZM227 73H229V72H227ZM21 74H23V75H21ZM198 75H199V73H198ZM186 76L190 79H188ZM2 77H0V78H2ZM45 77L48 78L49 84H45L46 80H47ZM185 77H186V79H184ZM220 77H221V79L224 80V78H222V76H220ZM41 78H43L44 81H41L40 80ZM135 78H137V79H135ZM203 78L201 80H203ZM88 79H90L89 83L86 82V81H88ZM194 79H196V81H201V80H198L199 77L198 78L196 77ZM216 79H214V80H216ZM228 79H229V76H228ZM101 80H102V85L99 88L98 84L101 82ZM131 80H134V81L139 80L138 81L139 85L137 88H140L141 93L136 92L132 88L131 84H129V81H131ZM103 81H104V83H103ZM175 82L176 81H174L173 84H175ZM207 82H209V78L207 79ZM178 83H177V85H178ZM203 83H205V82H203ZM210 83L212 84L211 80H210ZM218 83H220V82H218ZM222 83H220V85H218V89L220 88V86L222 87V85H221ZM224 83H223V86L225 87L226 84L224 85ZM30 85L31 84H29V83L23 85L22 90H23L24 94H21L20 93L21 91H19L18 100L23 98L25 95H26V97H30L29 94L32 93V92H30V89L32 90V87H33ZM136 85H137V83H136ZM177 85H176V87H177ZM5 86H6V84H5ZM9 86L7 85L6 88H8ZM205 86H207V84ZM187 87H189V86H187ZM231 87H232V89H231ZM73 88H76L77 90H75ZM9 89H10V87H9ZM241 89H244V88H241ZM241 89H239V92ZM5 90H7V89H5ZM10 91H12V90H10ZM197 91H200V90H197ZM217 91L215 94H218ZM194 92H195V90H194ZM198 94H199V92H198ZM39 95L37 96L38 101H36L37 103H35L36 107H34V108H36L37 111L32 110V112H31V108L34 105L28 111L29 113L31 112L30 114H32V116H33V112H34V114H36L40 110V107L43 105V103H41L39 100V97H40ZM179 95H181V94H179ZM161 96H162V98H160ZM182 97H184V96H182ZM199 97H201V96H199ZM222 97H220V99ZM159 98L162 100H159ZM175 98L177 99V97H175ZM217 98H219V97H217ZM242 98H244V97H242ZM220 99H218V101ZM234 99L237 100L236 96ZM0 100H1L0 102H2V99H0ZM4 100H6V98H4L3 101ZM27 100L29 101L30 99H27ZM118 101H119V103L117 104ZM214 101H215V99H214ZM73 102H71V104ZM176 102H178V101H176ZM39 103L42 104L40 107H39V105H40ZM18 104L20 107L18 108V110H15V108H14L13 110L15 112L14 111L10 112L12 115L16 112H19L20 108H22V105L24 103L21 105V102L18 101V103L14 102L11 104V106H15V107ZM50 105H51V108H50ZM0 106H1V103H0ZM25 106H27V103L24 104V107H23L26 110L27 107L25 108ZM11 108H13V107H11ZM11 108H10V110H11ZM23 108H22V111H24ZM0 109H3V108L1 107ZM63 110H61V111H63ZM135 110H136V108H135ZM26 111L23 112V115L21 113L22 118L21 117L20 118L22 120H20V118L18 120L23 122V119L26 118L25 116L26 115L28 116V112L26 114ZM141 111L137 114L134 113L133 115L129 112L128 115L125 117L127 119V122L131 123L133 121H138V120L142 121L140 119L141 118L140 115L141 116L145 115V117L147 115L145 114V111L144 112L143 111L141 112ZM231 111H228L229 114L230 113L232 114ZM0 112L3 113V114L0 113L1 114L0 118L2 116H4L3 118H6V116L9 115L8 113L6 115L5 112H3V110H0ZM64 113L61 112L60 115H63ZM231 114H230V116H231ZM47 115H49V114H47ZM191 115H193V114H191ZM233 115L235 116L237 114L233 113L232 116ZM13 116H15V114ZM13 116H10V117H12L11 118L12 122L10 121V124H12L13 126L8 125L7 122L2 123V124H4L2 127V128H4V129H2V133L5 132L3 130H6V129H8V130L11 129L12 130V131L10 130L11 133H14L13 131H15V129L19 126L18 122H20V121L17 120V118H16L17 116L15 118ZM18 116H20V115L18 114ZM40 116L37 118L41 119ZM206 116H207V114H206ZM232 116L229 118L231 121H228V122H231V125H232V123H234L236 121L237 123L239 122L238 123L239 128L241 127V129H242L245 127L246 119H244L243 116H239V115L235 116L237 118L235 121L233 118V122H232ZM46 117H48V116H46ZM58 117H60V116H58ZM58 117L56 118L57 121H59V120L61 121V118L59 119ZM64 117H62V118H64ZM13 120H14V122H13ZM16 120H17V122H16ZM30 120L34 121L33 118ZM30 120L27 123L32 122ZM35 120L37 121L38 119H35ZM5 121H6V119H5ZM60 121H59V123H61ZM181 121L182 120H180L179 122H181ZM55 122H56V120H55ZM115 122L117 125L115 124ZM196 122H197V120H196ZM223 122H225V121H223ZM48 123H50V124H48ZM129 123H128V126L130 125ZM237 123H236V125H237ZM5 124L7 125V127L5 126ZM14 124H15V126H14ZM16 125H17V127H16ZM30 125H31V123H30ZM43 126L45 128H43ZM128 126H126V127H128ZM242 126H244V127H242ZM8 127H10V128H8ZM236 127H238V125ZM30 128L35 129V131L33 130L34 133L30 130ZM239 128H238V130H239ZM25 130H27V128H25ZM29 130L31 132H29ZM218 130H220V129H218ZM19 133H20V131H19ZM48 133H50V134H48ZM30 134H31V137H30ZM55 135H57V134H55ZM9 136H10V134H9ZM72 136H74V137H72ZM247 137H248V134H247ZM4 138L6 139L5 136H4ZM25 138H27V139H25ZM70 138L72 140H69ZM5 139H4V141H5ZM249 139L247 138L248 141H249ZM68 140L70 142L69 145H71V142L72 143L74 142V144L77 143L75 145L73 144L74 145L73 147L78 145V147L76 149L77 151H75V152L69 151L70 149L68 150V148H67V147H69V145L66 147V149H64V146L62 148V146L60 144L61 143L64 144V143L68 142ZM18 141H19V139H18ZM32 141H34V139H32ZM47 141L48 140H46V142ZM10 142L7 144L8 147H5L6 145L2 144L3 148L4 147L6 149L10 148L9 151H12L15 146L12 148V146L9 145ZM38 146H39V144H38ZM5 148L1 151H3L2 153L6 154L7 150ZM122 149L125 150L124 153H123ZM98 151L102 155L98 153L99 155L96 156L95 154H97L96 152H98ZM241 151L242 150L239 149V151H237V153H242ZM94 152H95V154L93 155ZM2 153H0V156L2 155ZM145 153H147V152H145ZM17 154H18V152H17ZM21 154H23V153H19V156H22ZM65 155H66V160H68V156H71V155H72V157L76 158V161L69 158L72 160L71 161L72 164H73V162H75V163L79 162V160L81 159V161L84 162L85 166L82 168V166L77 164L76 167L73 168V170L75 168L76 169L74 171L72 170L74 173L70 174V171L67 170L68 167H65V166L69 165V163L65 162L66 165L64 164ZM18 157H17V159H18ZM57 157H64V161H62L63 164H61L59 166V161H56L58 166H56L57 164L55 162V163H53V165L55 167H53L52 162H54L57 159ZM60 159H58V160H60ZM226 160H228V159H226ZM93 162H97V165H94ZM145 163H146V161H145ZM10 169L12 171H11V174L9 176L8 171ZM9 173H10V171H9ZM19 174H21V173H19ZM3 175H4V173H3ZM36 176H37V174H36ZM18 177H19V175H18ZM10 178L8 180L11 181ZM89 180H91V181L89 182ZM98 180H99V182H98ZM175 180H176V178H175ZM16 182H17V184H16ZM45 183L52 184L51 189L49 191L47 190V192L44 190H46L48 187H46V189L45 188L43 189V186H45L44 185ZM108 183H105V184H108ZM31 184H32V186L35 185V187L37 188L36 192L34 191V189L33 190L31 189V187H30ZM234 184H236V182ZM177 185H178V187L176 188V191L174 192V199H176V201L179 200V205L177 207H179L178 210L182 211L183 220L181 219L182 218L181 215L178 214V212H179L178 210H177L178 215L177 214L176 215L178 217L180 216L181 221L179 223L181 224L182 227L185 225L186 220L188 219L187 217H190L191 215H193V213L195 211L194 210L195 204L197 206H199V210H201L203 212L204 208H203V206L201 208L200 205H204V203H205V204H207L206 206H208V204L217 203V201H218V199H220L219 197L222 193V191H221L222 188L219 191L218 188H220V187H215L214 185L199 182L197 180H185V181H182L180 183H177ZM165 186H166V183H165ZM242 186H243V184H242ZM229 187H230V185H229ZM5 189H7V190L4 191ZM12 189L14 191V194H13L14 196H12V194H11L13 192ZM90 189H91V186L87 190L90 192ZM102 189L105 190L106 188H102ZM15 191L17 192V194H15ZM105 191H104V193H105ZM112 191H113V189H112ZM171 194L173 195L172 192H171ZM222 195H224V194H222ZM167 196L168 195L165 194V197H167ZM224 197H223V199L226 198V197L225 198ZM199 198H203L205 202L203 203L202 202L203 200H202L201 203H203V204H200V203L198 204L197 199H199ZM159 199H160V201H159ZM165 199H163V200H165ZM169 202H172L170 204H173V201H169ZM24 203H28L27 204L28 207L26 205L25 208H23V207L21 208L22 209L21 211H17L18 208H20V206ZM162 204H164V203H162ZM170 204H168V205L170 206ZM219 204H220V202H219ZM177 207H176V209H177ZM260 207H263V205ZM196 208H198V207H196ZM245 208H246V206H244V210H245ZM176 209H174V213H176V211H175ZM253 210H255V209H253ZM1 212H2V210H1ZM22 212H25V213L22 214ZM196 212L199 213L198 209L196 210ZM218 213H219V211H218ZM218 213H217V215L219 216ZM237 213H238V211H237ZM251 215H252V213H251ZM22 216H24V217H22ZM91 216L92 215H88L86 218L89 220L88 217H91ZM97 216H95V217H97ZM177 216H176V219L178 218ZM29 217H27V218H29ZM53 217H55V218L53 219ZM221 218H222V215H221ZM224 218L222 221H224ZM170 219H172V218L169 217L168 221ZM235 219H237V218H235ZM241 219H243V218L241 217ZM177 220H174V221L176 222ZM30 221H32V220L30 219ZM149 222H150V220H149ZM122 223L124 225H122ZM220 223H222V222H220ZM38 224H39V222H38ZM40 224H39V226H40ZM117 224L124 226V228L127 225L126 230H124L122 228V226L120 227V228H122V231L123 230L125 231V232H123L124 234L123 233L120 234L121 230L119 228L120 231H118L119 226ZM189 224H188V226H189ZM201 225H204V221ZM215 225H213L214 226L213 229L217 230V228L220 226V224L216 225V227H215ZM255 225H257V223ZM40 227H42V226H40ZM153 227H154V224H153ZM250 227H251V225H250ZM171 229L172 228H170V231H171ZM218 229H220V228H218ZM254 229H255L254 234H256V231H258V230L256 227H254ZM254 229L252 231H254ZM90 231L92 232L91 228H90ZM112 231L114 233H112ZM117 231L120 232L119 235H117V233H116ZM167 231L168 230H165V232H167ZM175 231H174V233H175ZM210 231H213V230H210ZM226 231H227V229H226ZM241 231H242V229H241ZM260 231H261V229H260ZM91 232L88 233V235L91 234ZM261 232L263 233L264 230L262 229ZM159 233H162V230ZM159 233H158V235H159ZM167 233H165V234H167ZM174 233L172 234V236L174 235ZM229 233L232 234V232H229ZM236 233H237V231H236ZM258 234H260V233H257L256 235H258ZM263 234H260V238ZM85 235H87V234H85ZM88 235L86 237L84 235L83 236L81 235V237H83V238L85 237L86 239H90ZM235 235H237V234H235ZM173 237L176 238V234ZM124 238H126V237H124ZM102 239L104 240V238H102ZM81 240L83 241L82 238H81ZM155 240H156V237H155ZM155 240H154V242H155ZM157 242H158V240H157ZM159 242H160V240H159ZM163 243L164 242L159 243V244L158 243L152 244L150 246V249L154 253L149 255V257L146 256L147 258L144 259L145 261L141 264H163L164 261L162 259H159L157 257V255L155 254L156 250L162 249V246L163 247L166 246V243L165 244H163ZM245 243L247 245V242H245ZM172 246H174V245H172ZM103 247H105V246H103ZM35 254L38 256V260H36V261L33 260V257H34L33 255H35ZM95 258H96V260H95ZM167 258H165L164 260L168 261ZM56 259H58V258H56ZM168 259H170V258H168ZM106 264H108V263H106ZM126 264H128V263H126ZM226 264H227V262H226Z\"/></svg>",
  "mask_w": 264,
  "mask_h": 264
}]
</instances>
